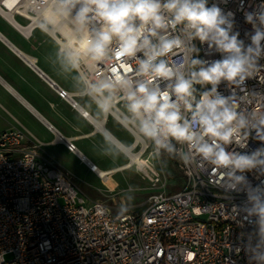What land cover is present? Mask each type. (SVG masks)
<instances>
[{"label":"clouds","instance_id":"1","mask_svg":"<svg viewBox=\"0 0 264 264\" xmlns=\"http://www.w3.org/2000/svg\"><path fill=\"white\" fill-rule=\"evenodd\" d=\"M229 3L61 0L58 10L78 34L71 67L78 71L81 58L110 63L86 94L101 111L122 100L144 139L185 164L198 158L226 195L241 194L239 210L254 226L250 264H264V89L246 83L264 76V0H240L250 25L243 39ZM196 40L220 59L201 58Z\"/></svg>","mask_w":264,"mask_h":264},{"label":"built area","instance_id":"2","mask_svg":"<svg viewBox=\"0 0 264 264\" xmlns=\"http://www.w3.org/2000/svg\"><path fill=\"white\" fill-rule=\"evenodd\" d=\"M239 2L230 0L223 7L236 12L243 39L250 25L237 10ZM252 2L244 0L246 6ZM60 3L0 0V15L25 36L37 27L47 31L70 57L62 44L67 36L58 29L49 31L56 24H66L78 38L69 18L60 14ZM194 43L201 58L220 59L219 53L206 56V45L200 41ZM109 67L107 61L92 67L80 59L84 91L99 74L107 75ZM246 83L264 89V76ZM220 90L225 91L223 85ZM56 91L77 106L67 90L57 86ZM124 107L121 100L114 102L110 111L131 131L136 149L143 147L142 156L152 142L130 124ZM81 114L87 116L88 112L81 110ZM29 136L23 128L0 130V264H250L246 245L254 226L239 210L243 196L226 195L198 158L185 164L175 155L184 176L180 189L155 190L140 209H122L83 194L73 175L41 149L39 140ZM64 141L69 150L75 149L72 141ZM258 143L253 140L252 147ZM249 178L258 182L252 174Z\"/></svg>","mask_w":264,"mask_h":264},{"label":"crops","instance_id":"3","mask_svg":"<svg viewBox=\"0 0 264 264\" xmlns=\"http://www.w3.org/2000/svg\"><path fill=\"white\" fill-rule=\"evenodd\" d=\"M0 21L15 31L0 29V130L25 129L30 139L39 140L41 149L71 172V158L95 175L90 164L110 170L128 161L120 145L133 144V134L112 111H101L95 98L86 94L79 71L71 67L70 57L55 38L38 27L25 36L1 15ZM57 86L67 90L77 106L60 97ZM126 132L132 137L130 144L125 143ZM65 139L75 144L74 150L67 148Z\"/></svg>","mask_w":264,"mask_h":264},{"label":"rangeland","instance_id":"4","mask_svg":"<svg viewBox=\"0 0 264 264\" xmlns=\"http://www.w3.org/2000/svg\"><path fill=\"white\" fill-rule=\"evenodd\" d=\"M17 19L22 21L19 17ZM0 29L9 34L15 32L5 21H0ZM36 31L40 32L39 29ZM123 109L126 111L125 107ZM126 134L125 143L130 144L132 137L128 132ZM137 150L135 148V151ZM126 159L127 157L123 156L121 160ZM69 160L72 161L74 172L66 170L73 175L83 194L115 204L122 209H140L151 192L159 189L178 190L184 183V176L177 165L175 156L163 149L156 151L153 143L140 156L141 165L132 164L106 177H101L95 172L98 177L85 170L74 159ZM75 172L78 176L74 174ZM155 178H158L157 181Z\"/></svg>","mask_w":264,"mask_h":264},{"label":"bare ground","instance_id":"5","mask_svg":"<svg viewBox=\"0 0 264 264\" xmlns=\"http://www.w3.org/2000/svg\"><path fill=\"white\" fill-rule=\"evenodd\" d=\"M51 22H54V21L51 20ZM56 29H58L63 35L67 36V40L62 41V44L65 48L68 49V51L71 54L76 49V46H77L76 41L78 40V38L74 34L70 33V28L66 24H56L52 29L50 28L49 31L53 32ZM81 59L84 62L88 63V61L86 59H83V58H81ZM120 148L122 149L124 154L128 157V159H129L128 161H126L124 164L118 166L117 168L110 169V170H102V169H99L96 165L90 164V165H92L93 171L96 172L101 177H106L108 174L112 173L115 170H121V169L130 167L133 163L141 165L139 159H140V153H141L143 147L141 149H138L137 151H135L136 145H135V143H133L130 146L120 145Z\"/></svg>","mask_w":264,"mask_h":264},{"label":"trees","instance_id":"6","mask_svg":"<svg viewBox=\"0 0 264 264\" xmlns=\"http://www.w3.org/2000/svg\"><path fill=\"white\" fill-rule=\"evenodd\" d=\"M173 143L175 144V142L173 141ZM174 155V154H173ZM175 156V155H174Z\"/></svg>","mask_w":264,"mask_h":264}]
</instances>
